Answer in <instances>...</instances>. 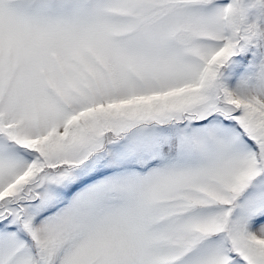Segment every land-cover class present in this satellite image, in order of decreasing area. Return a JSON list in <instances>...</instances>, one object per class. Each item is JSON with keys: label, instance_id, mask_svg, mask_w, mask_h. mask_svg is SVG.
<instances>
[{"label": "snow or ice", "instance_id": "6c2138e0", "mask_svg": "<svg viewBox=\"0 0 264 264\" xmlns=\"http://www.w3.org/2000/svg\"><path fill=\"white\" fill-rule=\"evenodd\" d=\"M0 264H264V0H0Z\"/></svg>", "mask_w": 264, "mask_h": 264}]
</instances>
